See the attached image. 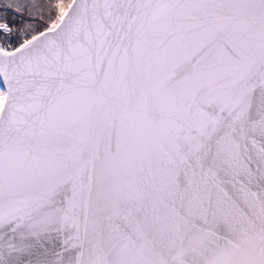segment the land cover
Here are the masks:
<instances>
[{
    "label": "snow or ice",
    "instance_id": "obj_1",
    "mask_svg": "<svg viewBox=\"0 0 264 264\" xmlns=\"http://www.w3.org/2000/svg\"><path fill=\"white\" fill-rule=\"evenodd\" d=\"M0 264H264V0H0Z\"/></svg>",
    "mask_w": 264,
    "mask_h": 264
}]
</instances>
